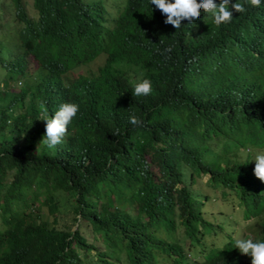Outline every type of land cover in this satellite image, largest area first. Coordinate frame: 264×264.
<instances>
[{
	"label": "trees",
	"instance_id": "1",
	"mask_svg": "<svg viewBox=\"0 0 264 264\" xmlns=\"http://www.w3.org/2000/svg\"><path fill=\"white\" fill-rule=\"evenodd\" d=\"M8 1L19 22H51L47 45L71 58L94 49L90 16L82 3ZM97 1L115 17L103 50L110 55L117 31L133 18L137 1ZM2 6L0 2V11ZM28 8L36 19L28 17ZM245 8L227 25L226 48L212 44L216 26L206 18L177 28L178 39L167 41L170 53L131 56L125 76L111 86L108 111L98 119L96 111L79 109L61 143L51 148L43 142L41 120L49 72L45 37L22 31L12 47L0 41V67L8 78H23L17 93L0 90V209L7 212L0 225L1 264H154L152 248L164 254L173 249L159 237V214L168 212L162 205L167 191L180 185L170 213L181 217L193 195L185 182L202 172L231 176L224 156L236 159L249 146L245 137L222 127H264V69L252 74L251 61L255 44L264 50V0L259 7ZM191 30L194 34L184 41ZM27 56L35 64L30 73ZM141 79L151 81L149 95H133L132 86ZM131 115L143 124L133 126ZM246 186L255 189L241 197L251 207L262 195L252 181ZM54 194L71 202L58 225L53 221L51 226L33 212L43 205L45 212L56 210ZM17 208H27L32 221ZM182 224L188 226V218ZM84 228L96 246L80 234ZM117 243L123 244L121 254ZM116 254L117 262L106 260Z\"/></svg>",
	"mask_w": 264,
	"mask_h": 264
},
{
	"label": "clouds",
	"instance_id": "2",
	"mask_svg": "<svg viewBox=\"0 0 264 264\" xmlns=\"http://www.w3.org/2000/svg\"><path fill=\"white\" fill-rule=\"evenodd\" d=\"M75 1L82 3L89 13L94 49L82 50L75 58H71L69 53L63 52L57 46L47 45V36L52 31L50 21L44 24L21 21L11 40L0 39L1 42L12 47L18 43V35L22 31H31L38 39L45 37L43 45L48 55L49 72L43 86L45 110L41 120L45 122L43 142L49 148L61 143L67 132V126L79 109L87 114L96 111L98 119L108 111L111 86L123 79L131 56L144 57L161 52L170 53L172 49L171 47L166 48L167 41L169 38L178 39L177 28L199 20L203 21L206 18H209L216 26L212 44L223 45L226 48L225 34L232 16L244 13L245 4L259 7L261 3V0H244L243 3L238 2L239 0H134L137 2L133 18L120 26L111 54L106 55L103 53L108 43L106 33L115 26V18L111 17L114 16L111 9L102 8L97 0ZM104 2L107 3L108 0ZM187 35L184 36V41L191 36L187 37ZM26 58L27 61L30 59L35 67L31 56ZM99 58L101 62L94 69L88 68ZM251 61L253 63L252 74L264 69V50L259 49L256 44L252 50ZM2 69L5 77L1 85L3 88L0 90L17 93L23 84V78H8L6 70ZM9 80L21 83L16 92L9 90ZM4 81L6 86L3 85ZM133 87V95L136 96L149 95L152 90L151 81L148 79H141L134 83ZM47 112L55 113L49 116ZM129 122L133 126L143 124L135 115L129 116ZM222 128L245 137L249 141V146L245 147L236 159L224 156L226 165L232 169L231 176L212 175L208 172L200 174L205 175L207 185L218 189L221 195L224 196L225 192L233 193L240 207V217L247 221L246 226L253 234L245 233L235 237L226 234L220 245L205 244V236L228 227L233 220L232 212L213 215L216 219L215 224L205 219L202 206L213 199L208 194L195 193L190 189L193 179L187 180L185 183L193 195L186 202L185 212L181 217L176 215L171 217L170 213L175 202V189L180 187L179 184H175L174 188L168 190L162 201V205L168 208V212L159 214L161 226L159 237L173 246L169 253L163 254L164 261L162 262L220 264L226 261L232 264H264V127L250 131L240 124L230 123ZM249 181L255 184L262 196L251 207H246L241 197L252 190L255 191L254 188L247 189L246 183ZM238 189H244L245 194H239ZM215 202L225 205V202H220L219 199ZM28 211L26 208H17V213L24 214L25 219L30 223L32 216ZM0 212L2 224V216L7 212L1 209ZM183 218H188V226L182 224ZM250 221L252 223H249ZM177 229L180 237L176 235ZM154 264L161 263L156 260Z\"/></svg>",
	"mask_w": 264,
	"mask_h": 264
},
{
	"label": "rangeland",
	"instance_id": "3",
	"mask_svg": "<svg viewBox=\"0 0 264 264\" xmlns=\"http://www.w3.org/2000/svg\"><path fill=\"white\" fill-rule=\"evenodd\" d=\"M0 2L3 3V10L0 11V39L5 38L7 40H11L14 37V33L15 30L20 26V23L18 20H16L15 18H13L12 16V11L13 9L9 6V1L8 0H0ZM28 16L31 18H35L36 14L34 13V11L30 8H28ZM112 18H115L114 16H111ZM194 32L191 31L188 35H192ZM186 39V37H185ZM101 62V58L97 59L95 62L91 63L88 68L90 69H94L95 66L97 64H99ZM34 68V65L32 63V61L29 59L27 61V65H26V70L27 72H30L32 69ZM5 75H4V70L2 68H0V88L2 89L3 86L2 85V81L4 79ZM20 80V79H17ZM21 85V83H19L16 80H9V90L16 92L19 88V86ZM155 172V171H154ZM206 181V176L199 174V175H195L192 182L190 183V189H192L195 193H201V194H208L210 196V198H212L213 200H209L207 202H205L202 206V211H203V216L205 219H207L208 221L212 222L213 224L216 223V219L213 217V215H222V213L224 212H232V216H233V220L230 222V224L228 225V227L222 228V229H218L215 233H211L210 235H207L204 237V241L205 244H213V245H220L222 243V241L224 240V238L226 237V234H230L232 237L234 236H238L241 234H250L252 235L253 233L249 230V228H247L246 226V222L245 220H243L240 217V207L237 205V200L236 197L233 195L232 192H225L224 196L221 195V192L218 189L215 188H211L207 185ZM219 199L220 202H225L224 204H220V203H216L215 200ZM53 200L57 201L58 204V208L52 212H48L46 210L47 205H43L41 208H39L38 210H35L33 213V215L35 216H39L40 219H44L47 222H49L50 225H53V221L56 222L58 219H60V216L62 214V212H64L65 210L70 208V202L71 199L69 198L68 200L65 199L64 194L62 195H55L53 196ZM127 205V204H126ZM27 209V208H26ZM28 210V209H27ZM40 214V215H39ZM66 222V221H65ZM77 223V222H76ZM249 223H252V221H250ZM0 224H1V212H0ZM58 225V224H57ZM76 224H73L71 226V229L75 228ZM82 226H84V224H82ZM88 232V228H84L82 230V232H80V234H82V236L87 240V242L93 245H97V243H95L92 239L89 238V236L87 235V237H85L84 233ZM176 235L180 237V232L177 229L176 231ZM118 247H119V254H121L122 248H123V244L122 243H117ZM153 252L155 253V256L157 258V260L159 261V263L161 264H169L168 262H162L164 261L163 258V252H161L159 249L157 248H152ZM94 252V250H90V254L92 255ZM118 254L114 255L113 257H110L106 260H110L112 261L113 259H115V257ZM116 262V260H113Z\"/></svg>",
	"mask_w": 264,
	"mask_h": 264
}]
</instances>
